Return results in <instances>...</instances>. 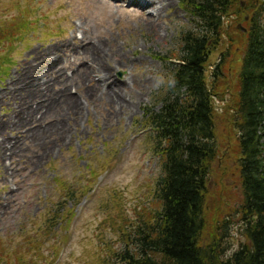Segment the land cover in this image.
I'll list each match as a JSON object with an SVG mask.
<instances>
[{
    "label": "rangeland",
    "instance_id": "1",
    "mask_svg": "<svg viewBox=\"0 0 264 264\" xmlns=\"http://www.w3.org/2000/svg\"><path fill=\"white\" fill-rule=\"evenodd\" d=\"M172 2L154 36L136 20L152 9L142 11L127 2L119 6L115 1L101 11L92 8L99 4L91 0H0V55L5 57L0 68V151L6 153L8 167L5 178L0 167V253L8 258L1 264H16L10 254L26 251L52 213L59 214L51 223L58 236L43 242L47 260L42 264H105L111 249L122 244V216L133 217L155 204L161 160L143 111L159 110L163 97L175 89L170 60L176 58L182 33L192 28L187 0ZM239 6L244 8L245 1ZM237 17L223 19V39L211 47L207 62L210 71L223 62L231 83L229 73L239 68L242 57L239 43L228 36L232 28L241 31ZM78 24L91 38L86 49L60 53L58 70H37L40 77L31 91L30 52L70 38ZM73 35L81 37V31ZM104 59L108 79L92 89L90 73L100 72ZM233 100L228 95L213 99L218 155L207 183L203 237L209 240L215 220H226L229 254L245 241L236 211L242 194L234 152L237 133L229 123ZM10 153L15 161L9 166ZM214 212L220 219H214Z\"/></svg>",
    "mask_w": 264,
    "mask_h": 264
},
{
    "label": "trees",
    "instance_id": "2",
    "mask_svg": "<svg viewBox=\"0 0 264 264\" xmlns=\"http://www.w3.org/2000/svg\"><path fill=\"white\" fill-rule=\"evenodd\" d=\"M187 7L192 28L182 33L176 58L170 61L175 89L163 97L159 110L143 111L161 160L156 202L135 211L133 217L122 216L118 238L122 244L111 249L105 264H264V0H187ZM231 15H240L237 18L246 28H232L228 34L242 52L239 68L229 73L232 83L223 62L211 71L207 66L211 47L223 39V19ZM1 59L0 55V68L5 57ZM225 95L234 98L227 122L237 133L234 152L242 201L236 211L245 238L230 254L225 248L226 220H215L209 240L203 238L207 183L218 155L213 99L223 100ZM57 217V213L46 217L26 251L10 254L16 264L47 260L43 242L56 241L51 223ZM213 217L220 219L217 212ZM1 259L8 258L0 253V264Z\"/></svg>",
    "mask_w": 264,
    "mask_h": 264
},
{
    "label": "bare ground",
    "instance_id": "3",
    "mask_svg": "<svg viewBox=\"0 0 264 264\" xmlns=\"http://www.w3.org/2000/svg\"><path fill=\"white\" fill-rule=\"evenodd\" d=\"M115 1H118L119 6L122 3L127 2L128 5L137 6L142 9V11H144L145 9H152L151 12H148L146 18H141V15H139L138 17H136V20L138 22H142L146 29L154 36L159 35V32L161 31L160 23H158V20H160L162 16H164V14L169 10L173 3L172 0H105L101 3H99L98 0H91L92 3L99 4L98 7L92 5V8L97 10H99L100 8L101 11L108 10L116 5ZM76 30L81 31V37H76L75 35H73ZM90 39V36L86 32H84L82 24H78L74 26V31H72L70 38H64L54 43L53 41H51L50 46L43 48L44 50L41 51L39 47L34 48L30 52L32 59L31 61L34 62V64L32 66H28L27 68V78L31 91L35 90L34 85L32 84L36 80V77H40L38 74H36L37 70L42 69L41 72H45L48 69H51L53 71L60 69V66L63 65V60L60 56V53L68 52L70 54H80V50L86 49V43ZM109 50L110 52H112V54L115 53L110 48V46ZM104 61L105 59L100 63V72H105L104 75H99L100 72L97 69L92 70V72L90 73L89 80L91 82L92 89L96 88L97 86H99L100 88V85L104 84L108 79V71L106 70L107 66ZM11 77L12 75H10V78ZM5 157L6 153H2L0 151V167L4 168L3 178L8 175V167H6ZM10 157L13 160H9V166L14 163L15 154L10 153Z\"/></svg>",
    "mask_w": 264,
    "mask_h": 264
}]
</instances>
